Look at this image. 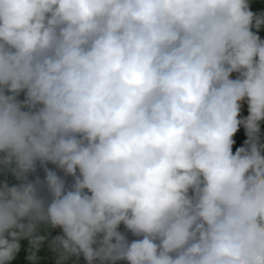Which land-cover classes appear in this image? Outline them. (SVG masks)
<instances>
[{
  "label": "clouds",
  "instance_id": "clouds-1",
  "mask_svg": "<svg viewBox=\"0 0 264 264\" xmlns=\"http://www.w3.org/2000/svg\"><path fill=\"white\" fill-rule=\"evenodd\" d=\"M252 2L0 0V264H264Z\"/></svg>",
  "mask_w": 264,
  "mask_h": 264
},
{
  "label": "rangeland",
  "instance_id": "rangeland-1",
  "mask_svg": "<svg viewBox=\"0 0 264 264\" xmlns=\"http://www.w3.org/2000/svg\"><path fill=\"white\" fill-rule=\"evenodd\" d=\"M252 10L253 11H261L264 10V0H253L252 2ZM264 35V33H262ZM49 167H52L49 165ZM41 178H43V172L40 173ZM8 180L9 183H15L16 181L14 178L10 175L3 176L0 175V180ZM40 235H45L49 239L57 234H59V230H51L46 228H41L39 230ZM129 238H133L129 236ZM32 249L29 246V242L27 240L21 241V251L18 253L16 259L13 261V264H33V262H30L27 259V256L31 254ZM38 260L35 262V264H56V255L53 253L49 246L47 241L40 247L39 252L37 253ZM71 264V262H69ZM80 264H84L83 260L80 261Z\"/></svg>",
  "mask_w": 264,
  "mask_h": 264
}]
</instances>
